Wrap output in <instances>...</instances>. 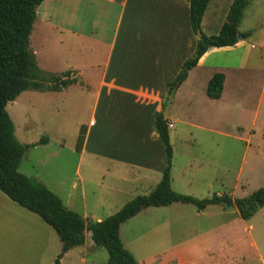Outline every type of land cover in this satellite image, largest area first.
Masks as SVG:
<instances>
[{
    "label": "crops",
    "instance_id": "crops-1",
    "mask_svg": "<svg viewBox=\"0 0 264 264\" xmlns=\"http://www.w3.org/2000/svg\"><path fill=\"white\" fill-rule=\"evenodd\" d=\"M47 2L50 12L36 20L41 23L42 29L45 25L51 32L53 59L60 66L58 71L52 73L69 71L70 77H77V82L61 91L41 93L63 95L73 88L82 92L92 87L94 89L87 123L76 122L79 130L82 125L86 128L79 151L81 158L76 168L77 182L71 183L68 190L57 186V191H51L67 209L79 212L85 220L100 221L103 220L101 217L95 218L90 214L85 182H92L105 192L100 199L96 197V202L90 208L103 209L107 201L123 199L115 206L112 212L115 213L134 197L151 192L161 180L166 155L154 130V113L161 111L169 95L170 83L195 50L197 36L189 24L190 0H43L38 8ZM231 2L208 1L201 19V30L205 35L219 32ZM246 8L239 26L245 19ZM65 41L67 47L63 46ZM242 42L240 38L234 46L210 48L205 52L175 89L173 99L194 83L189 80L196 73L195 80L199 73L201 79L198 80L204 81L206 89L212 75L222 73L216 71L215 67H211L212 71L206 76L202 73L212 63L211 56L220 49H235ZM222 74L223 89L218 99L224 94L226 77ZM173 99L164 114L167 122L172 124L174 120L167 116ZM41 139L45 141L42 144H48V137L43 135ZM86 155L89 159L81 160ZM81 166H84V175L80 172ZM93 174H97L99 180L89 177ZM176 203L149 206L131 218L143 212H153L152 209L168 210ZM207 207L203 210L195 208L197 215L201 216ZM125 223L119 227L123 246L125 242L120 232ZM160 226L166 232L162 236L168 239L165 240L166 245L155 251L150 248L147 255L135 260L139 264H182L183 261L185 264V258L191 254L189 260L196 264L199 256L193 253L195 244L173 245L168 242L167 233L176 230L179 235L200 227L186 223L171 225L165 218L164 224ZM160 226L155 225V228L159 229ZM245 229L249 231L250 245L256 247L251 233L253 225L249 224ZM201 239L205 241L206 237ZM151 242L155 244L160 239ZM52 246L54 249L48 258L49 264H55L62 247L58 234L38 215L13 202L0 191V264H44L45 255ZM97 248L100 247L94 246L86 231L84 243L67 251L58 264H106V261L92 259V252ZM130 252L134 256L132 250Z\"/></svg>",
    "mask_w": 264,
    "mask_h": 264
},
{
    "label": "rangeland",
    "instance_id": "rangeland-1",
    "mask_svg": "<svg viewBox=\"0 0 264 264\" xmlns=\"http://www.w3.org/2000/svg\"><path fill=\"white\" fill-rule=\"evenodd\" d=\"M48 6L47 2L37 8L38 18L48 14ZM248 29L252 31L249 38L242 39L235 49L218 50L211 56L207 70H202L205 76L210 74L211 67L225 74L221 99L206 96L205 83L198 80L199 73L197 83L196 73L189 80L194 83L173 99L167 116L174 120L170 130V185L178 193L199 199L214 193L242 198L264 187V0H249L239 31ZM63 46L67 47L66 41ZM30 49L42 70L52 73L60 69L53 59L51 32L45 25L42 29L38 20L31 32ZM93 99L92 87L83 92L73 88L63 95L26 90L8 102L6 111L14 124V135L24 147L18 171L43 182L52 191H57V186L70 189L71 183L77 182L76 168L81 158L75 149L79 132L76 122L87 123ZM43 135L49 138L48 144L39 143ZM88 159L86 155L81 160ZM83 170L81 166L82 175ZM89 177L99 180L97 174ZM103 190L85 182L87 205L95 218L113 214L115 206L123 200L107 201L103 209L90 208L96 197L105 195ZM171 207L143 212L122 226L124 247L132 250L136 260L147 255L150 248L155 251L166 245L165 237L162 238L166 232L160 226L165 218L171 225L186 223L200 227L179 235L176 230L167 233L168 242L173 245L195 244L193 253L199 256L196 264H264V206L247 220L239 218L235 207L222 210L221 205H212L201 216L189 204L176 203ZM249 224L253 225L251 233L256 247L249 243V231L245 229ZM203 237L205 241H201ZM157 239L160 242L152 244ZM53 249L52 246L45 255L44 264H49ZM91 257L105 262L108 255L103 248H97ZM190 258L188 254L185 264H192Z\"/></svg>",
    "mask_w": 264,
    "mask_h": 264
},
{
    "label": "trees",
    "instance_id": "trees-1",
    "mask_svg": "<svg viewBox=\"0 0 264 264\" xmlns=\"http://www.w3.org/2000/svg\"><path fill=\"white\" fill-rule=\"evenodd\" d=\"M43 0H0V191L10 200L43 219L58 234L62 247L55 264L70 249L85 241V232L96 247L107 252L106 264H139L119 237L120 225L149 207L168 206L172 203L193 205L203 210L210 205L224 209L235 207L239 216L247 220L259 207L264 206V187L246 197L233 198L229 194H212L209 198H195L174 191L170 185L172 147L167 119L161 111L154 113V130L165 150L166 166L161 180L148 194L138 195L126 202L118 211L103 220H85L80 214L67 209L61 199L42 183L18 171L24 147L14 135V124L6 111L8 102L14 101L23 91H60L77 82L70 72L59 74L42 70L30 49V36L37 18V8ZM209 0H190L189 24L197 36L193 54L187 58L169 85V93L178 88L188 72L210 48L234 46L237 41L250 36L240 32L239 24L249 0H232L225 21L217 34L205 35L201 19ZM224 75L215 73L208 80L205 93L218 99L223 89ZM86 128L80 127L75 149L81 151ZM41 143H45L44 139Z\"/></svg>",
    "mask_w": 264,
    "mask_h": 264
},
{
    "label": "water",
    "instance_id": "water-1",
    "mask_svg": "<svg viewBox=\"0 0 264 264\" xmlns=\"http://www.w3.org/2000/svg\"><path fill=\"white\" fill-rule=\"evenodd\" d=\"M175 89L176 88L172 89V91L168 95V98H167V100L165 102V105H164V108H163V114H166L168 109H169V105L171 104V101L173 99V95L175 93Z\"/></svg>",
    "mask_w": 264,
    "mask_h": 264
},
{
    "label": "built area",
    "instance_id": "built-area-1",
    "mask_svg": "<svg viewBox=\"0 0 264 264\" xmlns=\"http://www.w3.org/2000/svg\"><path fill=\"white\" fill-rule=\"evenodd\" d=\"M168 128H172L173 124L171 122H167Z\"/></svg>",
    "mask_w": 264,
    "mask_h": 264
}]
</instances>
